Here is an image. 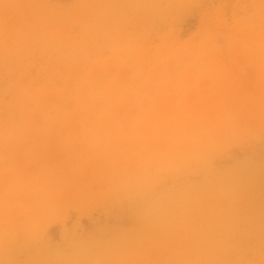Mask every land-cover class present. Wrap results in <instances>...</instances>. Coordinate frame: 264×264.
I'll use <instances>...</instances> for the list:
<instances>
[{
  "label": "rangeland",
  "instance_id": "374dc122",
  "mask_svg": "<svg viewBox=\"0 0 264 264\" xmlns=\"http://www.w3.org/2000/svg\"><path fill=\"white\" fill-rule=\"evenodd\" d=\"M0 264H264V0H0Z\"/></svg>",
  "mask_w": 264,
  "mask_h": 264
}]
</instances>
